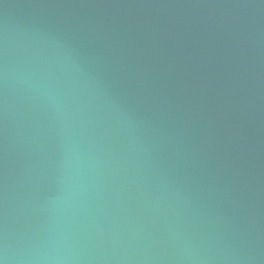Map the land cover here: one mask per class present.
I'll return each mask as SVG.
<instances>
[{"label":"water","instance_id":"water-1","mask_svg":"<svg viewBox=\"0 0 264 264\" xmlns=\"http://www.w3.org/2000/svg\"><path fill=\"white\" fill-rule=\"evenodd\" d=\"M0 264H264V0H0Z\"/></svg>","mask_w":264,"mask_h":264}]
</instances>
